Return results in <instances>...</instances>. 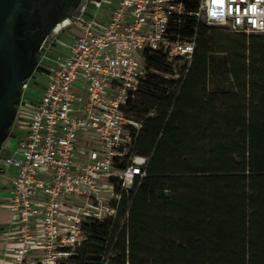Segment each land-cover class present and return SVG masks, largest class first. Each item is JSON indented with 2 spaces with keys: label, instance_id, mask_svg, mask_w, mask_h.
<instances>
[{
  "label": "trees",
  "instance_id": "obj_1",
  "mask_svg": "<svg viewBox=\"0 0 264 264\" xmlns=\"http://www.w3.org/2000/svg\"><path fill=\"white\" fill-rule=\"evenodd\" d=\"M180 31L195 38L183 78L145 52L146 80L128 103L145 176L115 218L82 225L66 264H264V34L189 17Z\"/></svg>",
  "mask_w": 264,
  "mask_h": 264
},
{
  "label": "built area",
  "instance_id": "obj_2",
  "mask_svg": "<svg viewBox=\"0 0 264 264\" xmlns=\"http://www.w3.org/2000/svg\"><path fill=\"white\" fill-rule=\"evenodd\" d=\"M186 17L264 34V0H81L51 29L41 52L50 35L69 37L44 57L53 67L19 150L4 155L9 137L1 149L14 264H66L87 237L82 225L115 218L121 194L145 176L147 158L134 154L142 121L128 103L146 80L145 52L165 56L173 67L166 78H183L176 63H189L195 49L180 31Z\"/></svg>",
  "mask_w": 264,
  "mask_h": 264
},
{
  "label": "flooded vegetation",
  "instance_id": "obj_3",
  "mask_svg": "<svg viewBox=\"0 0 264 264\" xmlns=\"http://www.w3.org/2000/svg\"><path fill=\"white\" fill-rule=\"evenodd\" d=\"M80 2L81 0H21V12L17 23H15V31L23 36L24 42L20 40L14 43L16 49L24 51L21 52L23 55L20 69L21 76L28 71H34L38 64L37 50L39 42L49 34L53 22L73 14ZM58 28L56 27L54 32ZM21 86L22 84L17 86L11 94L8 104L9 110L3 116V122L0 125V158L2 156V144L10 137L12 128L18 118L23 94Z\"/></svg>",
  "mask_w": 264,
  "mask_h": 264
},
{
  "label": "rangeland",
  "instance_id": "obj_4",
  "mask_svg": "<svg viewBox=\"0 0 264 264\" xmlns=\"http://www.w3.org/2000/svg\"><path fill=\"white\" fill-rule=\"evenodd\" d=\"M103 12L106 11L104 10ZM61 19L63 18H60L59 21ZM68 31L69 30H66V32L61 36L50 35L48 41L50 46L48 50L40 52V48H38V64L36 65L30 77L27 79V88L22 91V103L19 109L18 118L12 128V136L8 138L9 146L7 150L4 151V155L11 156L16 150H19L20 142L25 138L26 135L27 122L32 113L33 106L41 98L47 82V72L45 68L53 67L52 63L49 60H45L44 57L53 58L57 54H59L61 46L66 43V39L69 37ZM182 65V62L176 63V68L179 69ZM10 176H12L11 170L6 174V177ZM7 186V182L5 180H2V189L0 192V219L2 221L9 219L6 215L7 212L5 210L7 209V200L9 198V191L7 190Z\"/></svg>",
  "mask_w": 264,
  "mask_h": 264
},
{
  "label": "water",
  "instance_id": "obj_5",
  "mask_svg": "<svg viewBox=\"0 0 264 264\" xmlns=\"http://www.w3.org/2000/svg\"><path fill=\"white\" fill-rule=\"evenodd\" d=\"M20 7L21 0H0V125L3 122V116L9 110L11 94L32 74V71H28L21 76L20 69L23 60L21 52L24 51H19L14 45L16 41L24 42L23 36L15 31V23L21 12ZM46 37L40 40L38 48Z\"/></svg>",
  "mask_w": 264,
  "mask_h": 264
},
{
  "label": "crops",
  "instance_id": "obj_6",
  "mask_svg": "<svg viewBox=\"0 0 264 264\" xmlns=\"http://www.w3.org/2000/svg\"><path fill=\"white\" fill-rule=\"evenodd\" d=\"M5 210L9 219L5 221L0 219V264H14L13 257L16 244L12 239V233L8 230L10 215L8 209Z\"/></svg>",
  "mask_w": 264,
  "mask_h": 264
}]
</instances>
